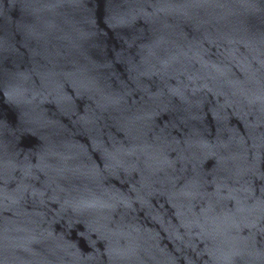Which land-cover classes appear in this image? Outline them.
I'll list each match as a JSON object with an SVG mask.
<instances>
[{
	"label": "water",
	"instance_id": "95a60500",
	"mask_svg": "<svg viewBox=\"0 0 264 264\" xmlns=\"http://www.w3.org/2000/svg\"><path fill=\"white\" fill-rule=\"evenodd\" d=\"M0 264H264V0H0Z\"/></svg>",
	"mask_w": 264,
	"mask_h": 264
}]
</instances>
